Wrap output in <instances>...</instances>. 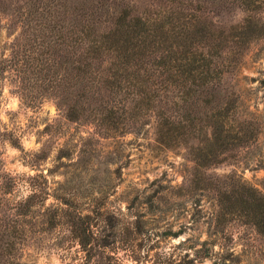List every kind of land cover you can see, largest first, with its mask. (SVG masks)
Returning <instances> with one entry per match:
<instances>
[{"label":"rangeland","instance_id":"rangeland-1","mask_svg":"<svg viewBox=\"0 0 264 264\" xmlns=\"http://www.w3.org/2000/svg\"><path fill=\"white\" fill-rule=\"evenodd\" d=\"M30 1L0 0V250L6 236L17 242L0 264H264V37L217 88L219 105L233 97L224 127L249 136L216 151L194 182L196 141L161 145L151 113L139 123L98 121L85 114L111 100L100 93L78 101L85 116L65 117L46 83L69 81L67 7L27 22ZM182 1L183 12L197 7L224 30L248 13L232 0ZM105 2L110 12L127 5L151 18L176 5ZM254 16L264 22V4ZM32 187L46 195L23 224L18 203Z\"/></svg>","mask_w":264,"mask_h":264},{"label":"trees","instance_id":"trees-1","mask_svg":"<svg viewBox=\"0 0 264 264\" xmlns=\"http://www.w3.org/2000/svg\"><path fill=\"white\" fill-rule=\"evenodd\" d=\"M105 1L47 0L40 9L35 0L29 2L27 22H42L45 13L50 15L49 9L56 5L67 7L69 81L61 85L56 77L46 83L52 84L48 89L57 94L69 120L87 115L125 125L138 122L149 112L154 118L156 141L161 145L173 147L195 140L189 153L195 163L193 181L199 182L201 169L211 164L216 151L249 136L224 127L233 97L224 96L219 105L218 87L224 74H235L247 44L264 37V22L254 16L264 0H232L248 13L226 30L196 15L197 7L192 13L183 12L179 6L186 4L182 0H170L176 3L175 9L154 18L132 13L127 5L110 12ZM100 93H106L111 100L84 115L78 101L88 94ZM116 95L119 97L114 101ZM44 195L32 187L31 193L18 203L21 223L34 217L31 207L36 202L43 203ZM23 231L16 238L19 244ZM15 243L11 235L6 236L0 250L6 260L16 256Z\"/></svg>","mask_w":264,"mask_h":264}]
</instances>
